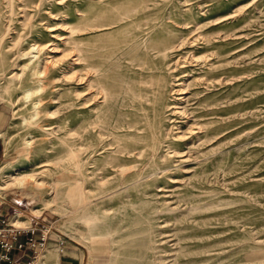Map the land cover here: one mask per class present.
I'll return each instance as SVG.
<instances>
[{
    "label": "rangeland",
    "instance_id": "1",
    "mask_svg": "<svg viewBox=\"0 0 264 264\" xmlns=\"http://www.w3.org/2000/svg\"><path fill=\"white\" fill-rule=\"evenodd\" d=\"M147 15L142 28L151 33L147 48L120 57L101 53L107 45H125L139 30L129 23ZM115 21L117 25L104 26ZM89 24L93 27L88 32L79 31L91 28ZM71 29L76 44L81 42L84 48L94 50L99 63L102 55L125 62L127 56L148 57L150 46L177 40L182 52L174 54L180 63L176 70H185L178 76L185 82L176 83L183 87L174 95L180 99L177 107L181 114L173 118L181 127L177 133L197 134L200 128L203 134L219 125L224 128L217 136L218 143L207 144L208 139H203L195 144L200 149L192 153V162L154 159L152 164L167 170L165 176L153 167L146 171L151 184L122 188L111 202L92 210L90 214L100 218L102 232H116L114 240L120 245L110 247L105 240L92 257L76 233L77 218L62 213L63 197L73 198L71 183L76 181L71 155L77 130L73 71L64 68L56 76L59 84L55 88L46 85L47 92L40 95V113L32 123H22V118L32 113L22 97L34 85L25 82L27 74L20 80L10 78L21 75L25 61L20 55L33 44L46 48L38 55L42 65L47 58H64L62 65L71 63L73 45L64 39ZM207 39L214 50L207 49ZM57 45L59 48L51 51ZM67 50L70 56L64 57ZM161 63L157 58L148 66L154 69ZM116 71L125 72L123 66ZM232 71L237 75L235 88L224 80ZM212 72L215 76L223 73L218 78L222 83L208 80ZM111 87L123 90L125 84L117 80L107 84V89ZM234 95L235 130L230 127ZM122 98L120 95L114 100L120 104ZM100 104L97 111L113 102ZM0 106L6 116L0 133V182L10 180L17 170H35L40 173L36 178L44 182L39 189H13L1 196L7 194L5 200L15 201L19 209L5 221L19 219L25 224L20 228L31 230L19 232L21 248L10 253L9 264H57L59 247L42 237L47 228L51 239H59L65 253L77 257L80 264H105L108 258L122 263L127 254L131 264H178L184 256L203 258L200 264H263L258 260L264 257V0H0ZM210 111L220 113L218 124L210 125V117L204 116ZM109 161L97 159L96 166ZM129 171L132 169L125 172L126 176L131 175ZM108 178L107 184L87 185L89 196L106 193L119 179L114 175ZM75 208L68 206L69 211L75 212ZM30 216L37 218L31 226ZM71 224L76 226L74 232L65 228ZM35 229L39 241L27 236L21 240L22 235L33 236ZM247 236L253 239L249 243L253 249L247 248ZM110 248L114 251L111 255Z\"/></svg>",
    "mask_w": 264,
    "mask_h": 264
},
{
    "label": "bare ground",
    "instance_id": "2",
    "mask_svg": "<svg viewBox=\"0 0 264 264\" xmlns=\"http://www.w3.org/2000/svg\"><path fill=\"white\" fill-rule=\"evenodd\" d=\"M148 17L149 15L132 19L129 24L135 25L139 30L128 37L125 45H107L101 48V53L120 57L126 56L125 53L129 55V52L132 50L139 51L142 50V47L147 48V36L151 33H145L146 31L142 28ZM84 20L87 21L86 17ZM117 24L118 22L115 21L104 26ZM88 27L91 28H82L79 31L88 32L93 26L89 24ZM121 27H125V25H121ZM72 32L73 29L70 30V33H67V38H64L67 40L65 41L66 43L73 45L72 49L74 52L72 51V53L74 55H72V59L70 58L71 63L68 62L67 65H62L61 62L64 58H61V60L59 58V60L47 58L43 61L42 65V60H39L38 55L44 54L46 48L41 49L43 47L33 44L29 46L26 53L20 55L21 61H25L22 68H20L21 75L19 76L16 73L10 78L20 80L24 77L23 75L27 74V79H24L25 82H29L30 86L34 85L33 88L26 89L22 97V100L29 104L32 111L30 117L22 118V123L28 122V120L32 123V120L37 118L40 113L39 108L43 102L40 95L47 92L46 85L55 88L59 84V79H56L58 72H64L65 69L73 71L76 83L74 84L77 87V90L74 91L76 98L75 106L77 108V130L75 134L76 142L72 146L73 151L71 155L74 157L72 168L76 175V181L73 184L71 183V188L74 192L73 198L68 195L63 197L62 213L71 219L72 217L77 218L76 221L79 229L76 233L79 234L80 239L86 242L90 257H92L94 252L101 250L96 249V247H102L106 243L105 240L109 241L110 247H120L119 242L114 240L117 233L110 231L109 233H103L104 228L99 225L100 218H95L94 215H91L92 210H98V207L101 208L105 202H111L114 195L118 191H121L122 188L126 189L130 188V186L132 188H140L151 184L152 180L149 181L148 179L151 175L150 173L146 174V171L149 172L153 167L160 170L161 174L165 176L167 170L152 164L151 161L154 159L156 161L168 162L169 160L179 158V162H183V164L189 163L193 159L192 153H194V150L200 149L195 144L203 139H208L207 142L212 141L211 144L218 143L219 139L217 136L222 133L224 128L219 125L218 127L209 129L207 132H203V134H200V128L197 134L177 133L181 127H177L176 120H173V118H177L181 114L177 107L180 99H174V95L181 91L180 87H183L180 85L176 86V83L185 82L181 81V77L178 78L179 75L182 76L185 70H181V72H179L180 70H176L180 63L177 64L179 57L174 56V54L176 52L177 54H181L182 52V50H179L182 44L179 47L177 40H167L164 43H160L161 45L150 46L148 52L149 58L146 54L140 55V57L127 56L125 62L120 58H107L102 55L103 60L99 63L95 60L97 53L95 54L92 49L84 48L81 42L76 44L75 39L72 37ZM205 41L207 42V49L214 50L209 39ZM47 47L49 46L47 45ZM58 48L59 45L54 46L51 51L55 52ZM68 52V50L64 52L63 56H70L71 52L69 55ZM33 53L37 55H32ZM212 56L214 57V55ZM157 58L162 60L161 65L157 66V68L154 67V69L149 67V61L155 62ZM235 58L236 56H233V64H235ZM120 66L124 67L125 72L118 73L116 71ZM179 69H182V67ZM64 74L63 76L65 77ZM222 75L223 73L215 76L212 72V77L208 80L222 83V79L218 80ZM50 80H54V82L49 83ZM117 80H122L125 84L123 90L112 87L107 89L108 83H115ZM224 80L230 82L232 87L235 88L237 75L232 71ZM23 82L20 81V83ZM95 82H97V85L94 84ZM120 95H123V98L119 101L120 104H118L114 98ZM51 100L53 102L56 99ZM99 101L101 102L100 105H106L109 101H112L113 104L108 108L104 107L103 110L99 109L97 111ZM231 103L232 123L230 127L234 129L237 112L235 95L231 99ZM52 114L50 113L49 116ZM204 116L210 117V125L214 123L218 124L217 121L221 117L218 111H210ZM44 131L48 132L52 130ZM173 131L176 133L173 134ZM52 134L53 132L49 133V135ZM186 135L190 136L186 137ZM213 148L212 145L209 150L212 151ZM203 155L206 154L203 153ZM146 156H148V161L146 160ZM100 158L110 159L106 163L108 167L106 165L96 166L97 159L99 160ZM128 169H132V172L129 171L131 173L130 176L125 175ZM13 173L10 180H2L0 182V205L4 202V199H1L3 192L13 189H24L26 187L39 189L44 184L43 181L36 178L40 173H35V170L30 172L17 170ZM111 175L119 177L115 186L111 190L106 191V193L102 192L98 197H90L87 185L107 184V180L112 178H108ZM153 184L155 185V183ZM68 206H76L77 208H75V212L69 211ZM7 223L9 226L16 227V229L25 225L19 219L12 220L11 225L10 221H7ZM71 225L65 228L67 230L69 228V230L74 232V227L76 226ZM184 228L187 229V225ZM47 233H49V228L42 232V236L47 237ZM245 242L247 248H254L249 245V243L253 242L252 238L249 236L245 237ZM109 250L111 251L110 255L114 253L112 248ZM129 256V254L125 255L127 259L122 263L108 258L105 264H131L132 261L128 259ZM202 260L204 259L184 256L178 264H200ZM258 261L264 264V257Z\"/></svg>",
    "mask_w": 264,
    "mask_h": 264
},
{
    "label": "crops",
    "instance_id": "3",
    "mask_svg": "<svg viewBox=\"0 0 264 264\" xmlns=\"http://www.w3.org/2000/svg\"><path fill=\"white\" fill-rule=\"evenodd\" d=\"M5 120H6L5 111L0 106V133H1V130H2L3 125L5 123ZM1 147H2V143L0 141V153H1ZM6 195L7 194H4V197H1L2 200L4 199V202L2 203V205H0V218L4 219V220L9 219V217H10V215L12 213H15L16 211H19V209L15 205L16 204L15 201H13V200L12 201L5 200V196ZM40 215H41V213H40ZM35 218L32 217V216H30L28 218L29 219V226L32 225L31 223L34 222ZM36 221H37V218H36ZM10 225H11V223H10ZM26 236L29 237V238H34L35 239L34 241H39V236H38L37 229H35V231L33 233V236H31V235L28 236L27 234L26 235H22L21 240L25 241L26 240V238H25ZM50 236H51L50 234L47 236L48 240H50V242L48 244L56 245V246L59 247V256H58V263L57 264H80V262L77 259V257H73V256L68 255V252L65 253L66 247H63V244L59 241V239L58 240H56V239L53 240V239H51ZM26 249H27V247H25L24 250H26Z\"/></svg>",
    "mask_w": 264,
    "mask_h": 264
},
{
    "label": "built area",
    "instance_id": "4",
    "mask_svg": "<svg viewBox=\"0 0 264 264\" xmlns=\"http://www.w3.org/2000/svg\"><path fill=\"white\" fill-rule=\"evenodd\" d=\"M27 230L31 232L30 229H21L20 231L9 226L7 221L0 218V263H10V253L16 248H21V244L17 241L19 232L27 233Z\"/></svg>",
    "mask_w": 264,
    "mask_h": 264
}]
</instances>
